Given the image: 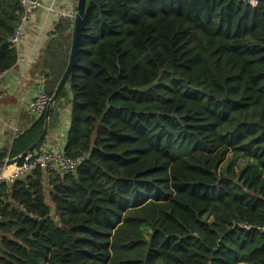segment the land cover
<instances>
[{
    "label": "trees",
    "instance_id": "16d2710c",
    "mask_svg": "<svg viewBox=\"0 0 264 264\" xmlns=\"http://www.w3.org/2000/svg\"><path fill=\"white\" fill-rule=\"evenodd\" d=\"M22 15L0 0V73ZM72 28L62 19L43 53L50 98ZM67 92L62 152L83 160L0 184V264H264V0H87L51 116Z\"/></svg>",
    "mask_w": 264,
    "mask_h": 264
},
{
    "label": "crops",
    "instance_id": "0c3cea01",
    "mask_svg": "<svg viewBox=\"0 0 264 264\" xmlns=\"http://www.w3.org/2000/svg\"><path fill=\"white\" fill-rule=\"evenodd\" d=\"M41 1L42 8L29 14L21 34L20 43L16 47V64L0 81V153L9 152L16 136L38 119L28 112L27 106L43 88L44 50L54 28L61 20H74L59 17L56 12L76 11L77 0ZM66 94V98L58 102L54 114L49 119L48 131L41 149L62 151L65 146L70 111L68 92ZM7 158L8 155L0 164Z\"/></svg>",
    "mask_w": 264,
    "mask_h": 264
},
{
    "label": "built area",
    "instance_id": "2783aa9c",
    "mask_svg": "<svg viewBox=\"0 0 264 264\" xmlns=\"http://www.w3.org/2000/svg\"><path fill=\"white\" fill-rule=\"evenodd\" d=\"M51 1L59 2L61 0ZM242 1L251 7H256L258 5V0ZM19 4L22 8L23 15L20 18L19 23L16 25L14 34L11 38V42L15 47H18L20 43L21 34L24 31L29 14L37 9L42 8L43 6L41 0H19ZM56 13L59 15V17L73 19L75 17L76 11L70 13L57 11ZM7 73L8 70L0 73V81ZM49 101L50 97L44 92L43 88H41L36 93L33 100L28 104V112H30L35 118H40L46 113ZM82 160L83 158H78L75 160L69 159L63 154L62 151L41 149L37 152L34 150L18 161L8 158L5 159V161L0 164V184H13L15 181L23 179L37 169H40L44 172L67 175L69 173L75 172ZM9 169L10 171H8Z\"/></svg>",
    "mask_w": 264,
    "mask_h": 264
},
{
    "label": "water",
    "instance_id": "95a60500",
    "mask_svg": "<svg viewBox=\"0 0 264 264\" xmlns=\"http://www.w3.org/2000/svg\"><path fill=\"white\" fill-rule=\"evenodd\" d=\"M86 1L87 0H77V6H76V14L73 20V28H72V42H71V49H70V55H69V60H68V65L55 89V92L50 98L49 104L47 106V110L45 113L46 120L44 124L43 131L37 141L28 149V151L24 154H22L20 157L14 159L15 161H18L22 158H24L28 153L33 152L45 139L47 131H48V126H49V119L51 117V114L53 112V107L61 94L63 88L65 87L71 71L72 67L74 64L76 52L78 49V44H79V38H80V27H81V22L85 13V8H86ZM13 162V161H12ZM39 224H43V221H39Z\"/></svg>",
    "mask_w": 264,
    "mask_h": 264
}]
</instances>
